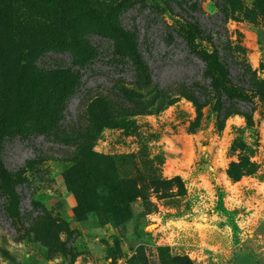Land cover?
<instances>
[{
    "label": "rangeland",
    "instance_id": "1",
    "mask_svg": "<svg viewBox=\"0 0 264 264\" xmlns=\"http://www.w3.org/2000/svg\"><path fill=\"white\" fill-rule=\"evenodd\" d=\"M167 1L55 0L60 9L52 11L42 0H0V159L9 173L0 181V264H158V246L194 264H264V99L255 97L256 137L237 114L222 129L209 105L198 118L175 91L182 81L202 82L201 61L174 31L165 37L182 19L197 20L213 35L222 25L259 71L264 0H169L172 10ZM134 37L153 81L143 88L125 84L131 68L112 60L117 52L133 55ZM23 70L32 86L44 87L32 114L13 127V88ZM120 86L150 102L146 111L128 115L117 99ZM159 90L173 99H161ZM102 98L120 124L97 131L88 106ZM48 121L56 122L53 130L36 131ZM235 139L254 147L255 175L228 177ZM79 151L133 153L122 161V174L140 179L151 162L161 178L179 176L185 194H174L173 186L158 197L149 189L115 226L110 215L81 206L89 189L72 161Z\"/></svg>",
    "mask_w": 264,
    "mask_h": 264
},
{
    "label": "trees",
    "instance_id": "2",
    "mask_svg": "<svg viewBox=\"0 0 264 264\" xmlns=\"http://www.w3.org/2000/svg\"><path fill=\"white\" fill-rule=\"evenodd\" d=\"M42 1L52 11L60 9V5L55 0ZM170 2L167 1V6L172 10ZM197 6L196 2L189 4L192 9H196ZM171 31L182 37L188 53L201 61L202 64L199 69L202 82L196 80L182 81L178 83L179 89L175 91V94L184 96L192 102L198 118L201 109L209 105L214 112L215 124L218 129L223 128L225 119L230 115L241 116L244 119V127L256 137L253 111L255 109V97L264 99V59L259 63V71L252 69L245 56L240 55L237 47L232 44L226 28L222 25L216 29L213 35L212 32L202 28L197 20L182 19L173 30L166 31L167 40L172 39ZM262 42L264 49L263 39ZM203 43H206L208 48L204 47ZM136 44V37H134L132 56L117 52L112 60L118 63H127L131 68L132 81L124 82L125 84L143 88L153 81L148 65L135 49ZM30 82L31 77L27 71H21L16 77L13 88L16 109L10 118L13 127L19 126L32 114L34 102L44 87L43 81H38L35 86H32ZM118 82L122 81L118 80ZM116 92L120 106L127 111L128 115L145 112L150 104V102L136 101L137 94L132 89L120 86L116 88ZM158 92L161 93L159 95L161 99L169 98L167 99L168 102L173 99L170 95L163 94L162 90ZM109 110L108 103L103 98L96 99L89 104V119L97 131L120 124L115 119L116 116L112 115ZM55 123V121H48L36 131L48 133L53 130ZM2 134L0 129V148ZM232 147L237 150V157L226 168L228 177L232 180H238L244 175H255L260 165L252 159L254 147L244 145L238 139L234 140ZM134 157L135 154L133 153L111 156L79 151L76 159H72V161L76 166H80L82 172L85 173L87 179L85 182L89 189V199H82L81 206L84 209H94L100 214L104 212L110 215L113 224L116 226L123 224L131 216L129 204L137 198L145 199L149 189L158 197L169 196L168 190L173 186L176 188L174 194H185V187L179 176L168 179L161 178L156 173L159 167L152 165L151 162L145 167L140 179L131 174H122L120 172L122 161L125 159L132 160ZM154 158L159 159L160 163L159 155H155ZM8 178L9 173L0 159V181L5 183ZM90 187L101 191L103 199L94 195ZM103 200L105 201L104 205ZM81 206L73 209L78 218L83 211ZM157 250L158 264H194L186 254H171L166 246H158Z\"/></svg>",
    "mask_w": 264,
    "mask_h": 264
}]
</instances>
